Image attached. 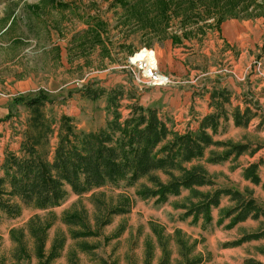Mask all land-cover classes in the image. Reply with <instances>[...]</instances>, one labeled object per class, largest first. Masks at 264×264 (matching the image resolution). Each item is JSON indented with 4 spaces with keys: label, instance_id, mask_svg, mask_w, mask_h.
<instances>
[{
    "label": "rangeland",
    "instance_id": "1",
    "mask_svg": "<svg viewBox=\"0 0 264 264\" xmlns=\"http://www.w3.org/2000/svg\"><path fill=\"white\" fill-rule=\"evenodd\" d=\"M124 1L132 0H0V91L8 96L0 97V119L13 114V119L0 123V176L4 177L2 156L20 149L28 128L30 113L21 103L23 101H18L19 98L28 100L43 91L54 101L46 111L57 122L56 134L52 139L55 146L63 115L72 117L79 131H96L104 127L111 119L107 106L108 93L112 90L125 91L124 97L119 100L124 117L130 113L127 108L130 104L139 103L144 108L157 106L153 102L156 97H149L148 100L147 95L145 99L141 98L147 89L155 87L139 86L134 75L124 68L129 63V57L135 60L136 54L144 50L155 52L160 73L173 80L170 85L158 88H199L196 85H202L213 76H228L245 83L255 74L253 63L262 59L264 63V39L262 47L256 45V48L249 50L248 57L243 56L248 61L242 70L236 64L242 48L220 42V49L217 47L210 55L188 62V65L195 64L193 77H178L161 72L156 50L161 42L177 34L186 32L189 39L192 35L189 34L196 30L193 36L200 39L198 34H205L206 30L212 32L230 19L248 21L264 18V0H166L169 2L166 10L168 19L165 22L161 20V24L150 22L161 12L157 0L139 2L134 15L130 12L126 15ZM237 2L240 3L239 15L230 12ZM141 20L143 23L137 24ZM150 24L156 27L151 29ZM158 28L160 31H156ZM130 39L132 42L128 45ZM245 43L248 47L249 42ZM219 66L223 68L222 71ZM88 84L95 89L103 88L106 95L97 101L85 98L80 91ZM129 95H138L139 100ZM257 142L255 146L249 144L253 148L264 144ZM212 151L223 149H209L203 159L184 166L192 168L202 165L216 187L251 191L264 206V160H260L262 164L258 172L263 180L256 185L244 177L245 169L252 164L248 158L211 164L208 159ZM175 174L179 175L177 172ZM160 176L164 182L168 180L167 176ZM246 181L255 186H249ZM142 185L151 186L147 180L132 187L122 182L81 196L68 188L64 202L52 210L23 207L15 217L0 211V264H17L21 241L28 253L19 263L40 264L32 236V228L39 226L48 227L44 250L46 256L56 239H65L60 257L52 264H148V250L152 252L150 264H160L163 251L154 228L170 251V264H180L186 260L181 255L179 240L183 242V253L190 259L202 258L201 264H239V259L243 257L246 261L254 259L248 257L253 254L264 256V244L261 247H242L252 241L238 247H225V244L238 241L264 227V219L254 220V223L247 225L239 223L232 228H227L230 219L219 224L222 210L234 205L228 197L222 199L219 207L212 209V220L207 222L202 216L195 220L193 215H187L188 208L200 202L191 190L184 189L180 195H170L166 202L159 203L156 198L143 200L138 196ZM197 190L208 193L213 188ZM101 194L105 196L100 197L105 202L122 196L132 199L131 212L115 216L111 224L100 230L98 237L73 238L72 232L79 228L67 225L65 216L85 210L94 228L97 216L94 200L95 196ZM83 244L94 246L93 251H82L80 247Z\"/></svg>",
    "mask_w": 264,
    "mask_h": 264
},
{
    "label": "trees",
    "instance_id": "2",
    "mask_svg": "<svg viewBox=\"0 0 264 264\" xmlns=\"http://www.w3.org/2000/svg\"><path fill=\"white\" fill-rule=\"evenodd\" d=\"M144 0L124 1V12L136 14L139 2ZM53 2V0H51ZM161 12L152 24H161L168 19L166 10L169 2L157 0ZM231 13L240 14L237 2ZM180 9V7L178 8ZM208 9V8H207ZM142 20L137 24H142ZM150 24L151 29L156 26ZM220 25V24H217ZM153 31V30H151ZM160 31V28L156 29ZM81 94L92 101H97L106 95L103 88L95 89L91 84L81 89ZM125 95L123 90H112L108 93V106L111 119L106 125L96 131H79L74 125L72 117L63 115L59 121L57 142L52 145L56 134V121L46 111L48 105L54 101L43 91L38 92L28 100L19 98L29 110L28 128L24 134L20 149L17 152H7L2 163L4 177L0 178V211L10 216H18L23 207L39 210H52L61 206L68 195V188L76 195L87 194L95 189L108 185L117 186L125 182L127 186L137 185L147 180L151 186L142 185L138 196L143 200L156 198L157 202L164 203L170 195H180L184 189L191 190L200 199L198 204L188 208L187 215H193L195 220L203 217L211 222V211L220 206L222 199L228 197L234 205L222 210V224L230 219L227 228L245 222L248 219L259 220L264 218V206L254 197L251 191L241 192L233 188H219L212 180L207 169L202 165L186 168L184 164L205 157L208 150L222 148L223 151H212L208 162L219 164L230 159H238L243 155H254L263 146H253L249 143L215 140L219 133L221 121L228 119L224 103L229 102L225 91L213 93L218 98L214 112L204 117L196 131L184 133L176 131L168 119L160 115L158 109L144 108L139 103L127 106L130 113L124 117L120 111L119 100ZM138 100V95H129ZM17 101V100H16ZM260 116L258 129H264V109L258 101H250V106L244 110L239 106L233 111V118L237 127H248L251 121ZM13 117L9 113L0 123ZM259 163H252L244 171V177L256 185H260L258 174ZM177 172L179 175H176ZM168 177L164 182L160 176ZM8 187V188H6ZM213 188L212 192L202 193L197 189ZM264 189V187H263ZM6 197V198H4ZM104 195L95 196L97 209L96 222L93 226L88 221L85 210L68 214L64 222L79 230L72 232L73 238L98 237L100 230L112 223L115 216L129 214L133 201L122 196L108 202L102 200ZM48 227L32 228L35 240V251L40 264H52L58 259L65 246V239H56L49 255H45L46 232ZM155 233L160 239L163 258L160 264H170L171 255L162 237L156 228ZM264 239V227L258 232L247 234L238 241L227 243L225 247H238L244 243ZM18 248L20 257H27L26 246L21 241ZM181 255L186 258L180 264H201L202 258H188L183 253V242L179 240ZM81 250L89 253L94 246L81 245ZM152 260V252L148 250L147 263ZM245 264H263L254 259H247Z\"/></svg>",
    "mask_w": 264,
    "mask_h": 264
},
{
    "label": "crops",
    "instance_id": "3",
    "mask_svg": "<svg viewBox=\"0 0 264 264\" xmlns=\"http://www.w3.org/2000/svg\"><path fill=\"white\" fill-rule=\"evenodd\" d=\"M193 34H196V30H193L189 34V36L191 35L189 39L188 33L185 32L184 34L181 33L170 37L159 44L156 50L159 54L162 73L178 77H186L188 75L193 77V74L196 73L193 69L195 64L190 63L188 65V62L196 59V57L200 58L210 55L217 47L222 46L220 42L242 48L241 57L237 63L235 62L237 68L242 70L245 67L244 63L248 61L246 57L250 55L249 50H252L253 47L256 48V45L262 47V39H264V18L260 17L248 21L230 19L221 24L218 29L215 28L212 32H207L206 30L205 34H198L200 39L194 38L195 36ZM246 41L249 42L248 47L247 43H245ZM131 42L132 39L127 44L129 45ZM243 56L246 57L243 58ZM244 59L246 62H243ZM218 68L212 69L211 73ZM196 87L199 88L177 89L155 87L147 89L145 93L141 94V98L145 99L147 95L148 100L149 97H156V100L153 102H156L157 106H153V108L158 109L160 115L168 119L176 131L184 133L189 130L196 131L199 129L202 119L215 110L214 106L218 102V98H214L213 93L225 91L229 96V102L224 103L228 119L221 121L220 131L215 136V140L248 142L254 144L253 146L258 143L257 141L264 143V129H258V125L261 122L260 116L254 118L246 128L237 127L233 118L234 109L239 106L244 110L247 106H250V101H258L264 109V79L262 77L254 74L248 78L247 82L240 83L228 76H213L207 78L202 85H196ZM262 145L264 146V144ZM240 158H248L250 163L264 160V147L253 156L245 155ZM4 159L5 157L2 156V163ZM260 177L263 180L261 173ZM246 184L255 186L249 181H246ZM250 223H254V220L248 219L239 225H247ZM262 244H264V239L252 241L244 244L242 247L249 245L261 247ZM248 257L264 263L263 255L253 254ZM244 262V257L239 259V264H244Z\"/></svg>",
    "mask_w": 264,
    "mask_h": 264
},
{
    "label": "built area",
    "instance_id": "4",
    "mask_svg": "<svg viewBox=\"0 0 264 264\" xmlns=\"http://www.w3.org/2000/svg\"><path fill=\"white\" fill-rule=\"evenodd\" d=\"M146 52H149L147 50H144ZM143 51V52H144ZM141 52V53H143ZM141 53L136 54V56L140 55ZM135 56V57H136ZM156 59V57H155ZM263 60V59H262ZM262 60H256L253 63V69L254 73L258 76L262 77L264 79V63ZM155 64H149L144 59H137V61L134 60V58L129 57V63L127 66H125V69H128L132 75H134L136 79V83L141 87H158V86H166L170 85L173 80L169 77H166L160 73V70L158 68V63L155 61ZM222 71L223 68L220 67ZM0 97L7 98L8 96L0 91Z\"/></svg>",
    "mask_w": 264,
    "mask_h": 264
},
{
    "label": "bare ground",
    "instance_id": "5",
    "mask_svg": "<svg viewBox=\"0 0 264 264\" xmlns=\"http://www.w3.org/2000/svg\"><path fill=\"white\" fill-rule=\"evenodd\" d=\"M155 52L154 53H152V52H146V51H144L143 53H141L139 56H136V58H135V61H137V59H144V60H146V62L147 63H149V64H155L156 62V59H155ZM153 66V65H152ZM154 67V66H153Z\"/></svg>",
    "mask_w": 264,
    "mask_h": 264
}]
</instances>
